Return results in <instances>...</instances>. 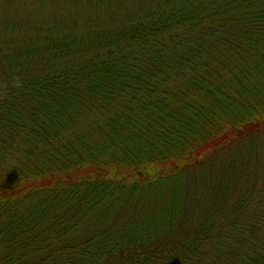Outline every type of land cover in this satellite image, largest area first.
Returning <instances> with one entry per match:
<instances>
[{"label":"trees","instance_id":"16d2710c","mask_svg":"<svg viewBox=\"0 0 264 264\" xmlns=\"http://www.w3.org/2000/svg\"><path fill=\"white\" fill-rule=\"evenodd\" d=\"M263 142L264 0H0V264H264Z\"/></svg>","mask_w":264,"mask_h":264},{"label":"rangeland","instance_id":"374dc122","mask_svg":"<svg viewBox=\"0 0 264 264\" xmlns=\"http://www.w3.org/2000/svg\"><path fill=\"white\" fill-rule=\"evenodd\" d=\"M263 144H264V142H263ZM245 149H246V148H245ZM237 156H239V155H237V154L235 153V155H234V160L236 159ZM229 161L231 162V158L228 157L227 162H229ZM229 164H230V163H229ZM232 165H233V167H235V166H236L235 162H233ZM230 169H233V168H230Z\"/></svg>","mask_w":264,"mask_h":264},{"label":"clouds","instance_id":"9594fccd","mask_svg":"<svg viewBox=\"0 0 264 264\" xmlns=\"http://www.w3.org/2000/svg\"><path fill=\"white\" fill-rule=\"evenodd\" d=\"M14 86L15 87H21L22 86L21 81L19 79H17L16 81H14Z\"/></svg>","mask_w":264,"mask_h":264}]
</instances>
